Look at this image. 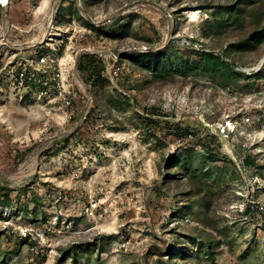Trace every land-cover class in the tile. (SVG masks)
<instances>
[{"label": "rangeland", "instance_id": "374dc122", "mask_svg": "<svg viewBox=\"0 0 264 264\" xmlns=\"http://www.w3.org/2000/svg\"><path fill=\"white\" fill-rule=\"evenodd\" d=\"M87 1L89 9L84 0H58L52 34L43 47L26 49L7 45L4 33L11 27L13 47L44 39L42 0H9L1 8L0 262L59 264L64 249L84 243L76 264H264V43L234 60L225 48L242 39L241 29L229 23L213 38L202 31L216 7L237 0ZM73 3L106 31L121 17L113 28L129 24L128 35L101 34L71 10L58 22L60 6ZM203 47L224 50L238 79L159 76L119 59L149 50L193 59L209 51ZM83 48L104 52L109 85L94 87L76 74ZM47 49L56 60L48 74L70 102L56 87L42 99H14L1 74L19 54ZM152 105L164 114H149ZM136 113L183 121L197 135L149 126ZM177 152L194 155L193 167L169 163ZM6 188L9 205L1 197ZM61 264L75 263L66 257Z\"/></svg>", "mask_w": 264, "mask_h": 264}, {"label": "trees", "instance_id": "16d2710c", "mask_svg": "<svg viewBox=\"0 0 264 264\" xmlns=\"http://www.w3.org/2000/svg\"><path fill=\"white\" fill-rule=\"evenodd\" d=\"M69 5V4H68ZM61 5L59 8V14L57 15V21L60 22L63 18L67 17V10H71V14L75 15L79 20H81L89 28L98 31L101 34L107 33L109 36H124L128 35L130 31L129 24H121L119 30H114L113 25L121 21L115 19L108 31L105 30V25H95L93 22L84 18L80 15L79 10L73 3V6ZM89 2L84 0V6L89 9ZM2 5L0 4V14ZM69 14V18L70 15ZM250 19L247 20L246 17ZM213 19H206V27L202 29L203 34L207 37H215L216 34L224 31L225 27L229 23L235 25L236 32L237 29L241 31L236 32L237 34L243 35L242 39L230 42L226 48L225 52L230 55L234 60H240L242 53L256 52L264 43V1L262 0H237L235 3L227 5L225 7H216L213 14ZM62 23V22H60ZM232 32V33H233ZM203 51L200 58L185 59L184 56H171L167 50H149L141 51L138 53H125L120 55L119 59H130L138 66L146 69L156 75H165L176 73L182 76H197L200 73H209L215 78H219L218 81L227 84L231 80H237L238 74L231 70L228 64L236 66L225 53L217 51L216 48L203 47ZM211 51L217 52L219 55L214 54ZM78 69L81 72L84 81L89 83L91 86L96 87L97 85H109V79L104 75L106 70L105 60L103 56L96 53H84L80 60L78 61ZM97 106H94L90 113H88V118L91 113L97 110ZM149 114L162 115L164 112L159 109L158 106L152 105L147 108ZM137 116L144 121L149 126L157 127L162 125L164 131H170L175 135H197L195 129H192L189 125H185L183 121H172L171 119H161L159 117H153L149 115H143L136 113ZM70 137H65L63 139L64 143L68 142ZM202 141V140H201ZM205 141V140H204ZM203 146L212 151L213 148L206 142H202ZM61 145L55 150H60ZM207 157L212 158L211 154H205ZM194 155L188 154L186 156L181 152L170 159L169 163L174 165L180 164L183 168L190 169L193 167ZM249 160V158H246ZM254 162V160H252ZM196 169V168H195ZM4 204H11L13 197L10 194V189L6 188L1 194ZM87 250L88 247L84 243H79L66 248L62 251L61 256L58 258V263L61 264L66 257H71L76 264L77 250ZM0 264H3L1 260Z\"/></svg>", "mask_w": 264, "mask_h": 264}, {"label": "built area", "instance_id": "2783aa9c", "mask_svg": "<svg viewBox=\"0 0 264 264\" xmlns=\"http://www.w3.org/2000/svg\"><path fill=\"white\" fill-rule=\"evenodd\" d=\"M12 26V24H11ZM11 30H6L4 33V41L7 45L14 49H26L31 46L23 47H13L7 42V33L9 34ZM53 31V30H52ZM52 34V32L44 39L40 40L39 43L32 46H41L46 39ZM22 51V50H20ZM56 60L53 57L51 49L44 50L38 54H32L31 56H25L19 54L18 58L13 60L7 67V72L1 74V76H6L9 86L14 89L13 98L17 100H22L26 98L29 94L33 97L39 99L51 93L52 87H56V94L58 97L65 99L67 103L70 102L71 97L68 98L66 88L61 87L59 79L56 76L51 78L49 76V71L55 67ZM55 80V81H53ZM55 83V84H54ZM39 93L38 95L36 93Z\"/></svg>", "mask_w": 264, "mask_h": 264}, {"label": "bare ground", "instance_id": "6f19581e", "mask_svg": "<svg viewBox=\"0 0 264 264\" xmlns=\"http://www.w3.org/2000/svg\"><path fill=\"white\" fill-rule=\"evenodd\" d=\"M9 0H0V3L4 4V9L6 10V6L8 4ZM58 0H42L41 9H45L47 12V17H48V24L44 29V32L42 34V38H46L50 33H51V25H52V20L54 17L55 10L57 8ZM8 42V41H7ZM14 44V43H13ZM27 43H21L22 46H25ZM17 47H20L17 45ZM35 158L31 157L27 163V166H34L35 165Z\"/></svg>", "mask_w": 264, "mask_h": 264}, {"label": "water", "instance_id": "95a60500", "mask_svg": "<svg viewBox=\"0 0 264 264\" xmlns=\"http://www.w3.org/2000/svg\"><path fill=\"white\" fill-rule=\"evenodd\" d=\"M7 5H8V4H7ZM2 7L4 8V4H2ZM79 7H80V10H82V12H85L84 15H86L87 18L91 19L90 15L84 10V8H83V6H82L81 3H79ZM37 43H39V41H38V42H36V41H34V42H28L27 44H25V47H27V46L29 47V46H32V45L37 44ZM84 53H95V52H93V51H91V50H89V49H87V48H83V49H81V50L78 52V56H77V59H76V65H75V71H76V74H77V75H78V61L80 60L81 56H82ZM100 54L103 56V58H104V60H105L106 68H108V63H107V60H106L105 57H104V52H103V53H100ZM84 117H86V114H84ZM167 119H168V118H167ZM169 119H171V118H169Z\"/></svg>", "mask_w": 264, "mask_h": 264}]
</instances>
